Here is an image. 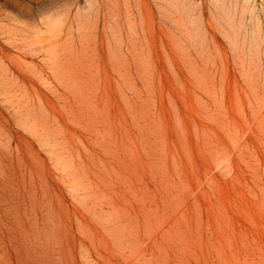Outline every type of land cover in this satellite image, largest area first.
<instances>
[{
	"label": "rangeland",
	"instance_id": "rangeland-1",
	"mask_svg": "<svg viewBox=\"0 0 264 264\" xmlns=\"http://www.w3.org/2000/svg\"><path fill=\"white\" fill-rule=\"evenodd\" d=\"M121 1L124 3V0ZM142 3L155 26L151 37L155 49L149 53L150 70L156 73L155 83L158 82L160 91L163 90L168 130H171L168 126H172L170 117L173 106L188 113L191 119L199 117L203 123L213 124L217 128H220L224 117L237 120L236 136L240 138V144L229 141L226 151L218 154L222 159L216 160L208 170L192 141L190 149L196 159L195 176L200 177L201 183L193 176L189 180L192 187L190 194L199 195L200 186L204 185L207 193L201 195L199 201L205 207L213 204L205 216L209 215L212 222L220 221L235 250L239 247L242 252L247 247L258 255L257 258H262L264 264V0H143ZM131 4L133 16L139 25L137 33L131 31L127 22L120 33L122 40L115 39L110 32L106 35L101 32L105 43L103 68L99 72L89 67L85 70L91 76L103 79L107 104L112 109L116 106L126 109L127 103L135 100L136 89L146 91L144 82L140 80L143 55L139 50L131 51L129 48L133 43L139 47V37L142 36L140 13L135 0H131ZM109 10L113 15V6L109 5ZM96 11L97 7L92 9L89 0H0V54L7 53L33 64L36 70L27 71V74L34 86L61 109L59 101H62L56 91L69 94L70 89L66 88V82L54 67L52 47L63 40L61 36H55L51 42L47 34L43 41L38 31L48 29L49 21L58 20L64 24L65 32L72 26L76 45L80 47L75 16L79 13L85 19H95ZM28 13H31V17ZM107 21H110L109 15ZM162 30L165 31L164 35ZM30 43L32 45L29 47ZM74 67L68 66L66 72L71 73ZM195 68L199 69V73ZM210 82L216 87L207 91ZM54 85V89L58 90L52 88ZM220 85L229 88L228 97H221ZM209 92L218 98L214 104ZM158 93L150 95V102L155 100V105ZM8 103L0 88V121L8 128L13 144L20 146L17 158L4 160L0 169V264H102L90 243L87 230L110 242L104 223L87 212L81 194L73 187L74 181L63 176L55 162L50 160L48 146H43L32 133L30 135V130L25 128L28 127L26 121L17 118L13 107H9L12 104ZM193 106L197 111L192 109ZM205 106L215 110L212 116H209L210 110L206 111ZM36 158L43 162L46 179L41 181L34 176L32 187L29 171L31 161ZM250 166H254L253 169ZM254 169L259 170L256 172ZM244 182H248L249 186ZM256 182L261 186L258 187ZM44 183L46 190H43ZM26 189H29V193ZM78 219L87 224L86 229L78 226ZM217 238L222 246L226 245L224 236L223 240L219 235ZM243 242L246 244L244 247ZM100 250L108 253L102 246Z\"/></svg>",
	"mask_w": 264,
	"mask_h": 264
},
{
	"label": "bare ground",
	"instance_id": "bare-ground-1",
	"mask_svg": "<svg viewBox=\"0 0 264 264\" xmlns=\"http://www.w3.org/2000/svg\"><path fill=\"white\" fill-rule=\"evenodd\" d=\"M123 2L89 0L92 9L97 7L95 19H85L79 13L75 16L78 22L80 47L76 45L72 26L70 25L65 32L64 24L58 20L49 21V28L46 25L48 29L38 31L43 36V41L46 40L47 34L51 42L55 36H61L63 40L52 47L54 67L66 82V88L70 89L69 94L56 91L59 100L62 101H59L61 109L34 86L27 71H35V66L23 58L16 59L7 53L0 54V88L5 95V101L12 104L9 107H13L17 118L26 121L28 127L25 128L30 130V135L36 136L43 146H48L50 160L55 162L63 176L74 181L73 187L81 194V201L87 212L89 211L95 220L104 223L110 242L104 241L101 235L94 236L90 229L87 230L90 243L103 261L102 264H262V258H257L258 255L249 251L247 247L242 252L239 247L235 250L230 245L231 240L220 221L212 222L209 215L205 216L210 211L209 206L213 204L205 201L204 203H210L205 207L199 201V197L207 193L204 185L200 186L199 195L190 194L192 187L189 180L195 176L196 166V159L190 149L192 141L197 146L201 160L206 163L205 169L208 170L216 160L222 159L218 154L226 151L229 141H238L240 144V138L236 136L237 120L224 117L220 128H217L213 124L203 123L199 117L191 119L192 116L189 117L188 113L173 106L170 117L172 126H168L171 129L168 130L163 90L160 91L158 82L155 83L156 73L150 70L149 53L155 49L151 38L155 26L153 27L150 22L143 0H135L140 13L141 45L138 47L133 43L129 48L131 51L139 50L143 55V75L141 74L140 80L144 82L146 94L142 89H136V98L127 103L126 109L118 106L112 109L111 105L107 104L108 96L103 79L85 72L86 67L98 72L103 68L102 51L105 43L102 34L110 32L115 39L122 40L120 33L126 22L131 31L135 32L138 28L131 0ZM109 5L114 8L113 15L110 13ZM28 15L31 17V13ZM107 15L110 17L109 22ZM162 34H165L164 30ZM136 35L138 37L139 33ZM30 45L32 43L28 46ZM87 53L90 54L86 56ZM72 65L76 67L71 73H67V67ZM195 69L199 73V69ZM177 74L176 79L179 77ZM225 85H220L221 97L230 95V90ZM54 87L55 85L52 88ZM214 87L216 84L210 82L207 91ZM157 92L158 101L155 105V100L153 103L150 102V95ZM210 98L213 104L218 99L213 94H210ZM116 108L118 110H115ZM192 109L197 111L196 106ZM205 110L208 112L210 110L209 116L213 115L212 107L205 106ZM224 114L227 115V112ZM7 131L8 128L0 121V169L4 160L15 159L20 147L19 144H13L14 140ZM18 160L20 161L19 157ZM31 162L29 182L33 187L34 176H38L41 181L46 178L42 160L40 163L39 158H36ZM245 163L248 162L245 160ZM253 167L250 166L252 169ZM254 170L257 172L259 169ZM61 179L63 180L62 177ZM195 179L200 181V177L195 176ZM260 186L261 184L258 187ZM43 190H46L45 183ZM78 226L86 229L87 224L78 219ZM221 234L225 237L224 246L217 238L219 235L223 240ZM101 246L108 253L104 254L100 250Z\"/></svg>",
	"mask_w": 264,
	"mask_h": 264
}]
</instances>
